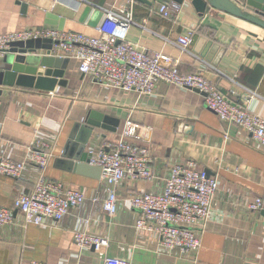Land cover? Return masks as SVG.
<instances>
[{
    "label": "crops",
    "instance_id": "1",
    "mask_svg": "<svg viewBox=\"0 0 264 264\" xmlns=\"http://www.w3.org/2000/svg\"><path fill=\"white\" fill-rule=\"evenodd\" d=\"M126 3L0 0V34L44 27L50 12L62 18L63 30L97 36L104 8ZM159 3L133 0L136 24L128 29L127 40L140 49L168 54L178 61L181 72L203 66L204 76L213 80L230 102H242L249 91L255 92L257 96L247 103L264 118V30L212 6L200 15L190 0L180 3L176 18H165L157 10ZM191 31L192 40L183 50L178 38ZM60 63L65 66L66 84H56L53 91L16 82L4 84L10 77L0 76V157L23 161L39 128L52 147L46 177L82 191L86 200L70 208L61 220L41 225H24L21 213L14 210L12 223L0 227V264H103V256L74 243L75 227L106 236L109 243L104 256L122 258L128 264H264V210L248 209L256 197H264V147L256 144L249 132L220 120L196 89L158 82L150 94L124 91L83 74L75 59ZM44 69L38 67L40 72ZM88 120L92 133L86 151L117 139L126 121L151 127L150 142L139 143L150 149L153 178L124 179L117 188V210L112 216L102 209L105 192L101 176L69 167L61 156L75 125L85 126ZM74 131L83 134L78 125ZM188 160L215 175L218 189L205 227L197 229L198 250L183 255L177 250L164 251L155 232L136 229L139 212L130 206L129 198L138 191H160L170 165ZM37 175L31 164L17 178L0 174V206L10 208L18 192L31 191ZM92 196L98 201L92 202Z\"/></svg>",
    "mask_w": 264,
    "mask_h": 264
},
{
    "label": "built area",
    "instance_id": "2",
    "mask_svg": "<svg viewBox=\"0 0 264 264\" xmlns=\"http://www.w3.org/2000/svg\"><path fill=\"white\" fill-rule=\"evenodd\" d=\"M181 4L163 1L158 12L165 18H176ZM136 24L133 0L126 4L104 8L102 20L96 27L97 36L80 32L36 27L0 34V58L10 42L48 38L53 44L52 54L75 59L83 74L106 86L140 94H150L158 82L181 88L196 89L203 94L204 105L218 118L249 132L256 144L264 147V118L247 103L256 93L249 91L244 101L230 102L216 83L204 76L203 66L194 72L179 70L178 61L161 51L149 52L127 40L128 29ZM143 26V25H142ZM180 36L178 42L186 50L191 41ZM151 127L126 121L119 137L106 140L90 149L89 164L100 168L105 196L102 209L108 216L117 210V188L126 178L150 180L152 154L143 142H150ZM27 145L23 161L0 157V174L17 178L25 166L31 164L38 171L31 191L16 194L10 208L0 206V227L13 221L14 210L21 213L23 224H44L47 220H61L70 208L79 207L86 197L78 189L66 188L58 180L46 177L45 169L52 157L50 143L40 135L39 128ZM130 140V141H129ZM218 189L215 175L198 168L196 162L172 163L160 191H138L129 198L130 206L139 212L136 229L155 232L166 252L194 253L200 246L197 229L202 230L209 218L211 203ZM98 201L97 196L90 198ZM251 211L264 210V197L249 203ZM74 243L90 248L103 256V264H128L118 257L104 256L109 240L106 236L90 234L75 227ZM29 264H42L31 261Z\"/></svg>",
    "mask_w": 264,
    "mask_h": 264
},
{
    "label": "water",
    "instance_id": "3",
    "mask_svg": "<svg viewBox=\"0 0 264 264\" xmlns=\"http://www.w3.org/2000/svg\"><path fill=\"white\" fill-rule=\"evenodd\" d=\"M145 1V0H144ZM160 2L168 0H158ZM182 3L184 0H173ZM195 10L202 15L209 6L216 7L236 17L245 19L264 30V0H246L245 5L234 0H190ZM44 27L62 30V18L47 12L44 20ZM192 40V39H191ZM264 42V38L262 39ZM208 43V42H207ZM53 44L48 38L27 39L10 42L4 49L0 58V76L10 77L4 80V84L30 86L36 89L53 91L56 84L65 85L66 79L63 77L65 66L60 62H67L69 58L53 55ZM213 43H210V47ZM209 47V48H210ZM206 48V46H205ZM208 48V49H209ZM41 49L44 52L37 53ZM206 60L213 61L208 55L203 54ZM45 67L40 72L38 67ZM1 81V80H0ZM91 122L78 123L72 130L69 139L66 141L61 156L66 160L69 167H75L79 171H94L100 175V168L89 164L91 152L86 151V146L91 136ZM88 124V125H87ZM79 126L83 130L82 135H75V128ZM89 127V128H87Z\"/></svg>",
    "mask_w": 264,
    "mask_h": 264
}]
</instances>
